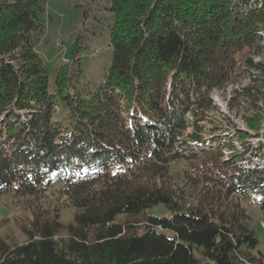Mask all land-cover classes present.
<instances>
[{"label": "trees", "instance_id": "obj_1", "mask_svg": "<svg viewBox=\"0 0 264 264\" xmlns=\"http://www.w3.org/2000/svg\"><path fill=\"white\" fill-rule=\"evenodd\" d=\"M47 2L0 0V200L30 212L0 264H264V0H108L110 66L80 91L32 45ZM252 70L221 137L211 96Z\"/></svg>", "mask_w": 264, "mask_h": 264}, {"label": "rangeland", "instance_id": "obj_2", "mask_svg": "<svg viewBox=\"0 0 264 264\" xmlns=\"http://www.w3.org/2000/svg\"><path fill=\"white\" fill-rule=\"evenodd\" d=\"M107 7L108 0H48L41 14L42 27L31 32V42L43 59L51 86L57 69L67 62H70L72 71L77 75V86L73 91L92 89L102 81L110 66L109 33L114 21V16ZM253 59L254 62L264 61V58L256 56ZM258 76V72L254 70L243 72L234 82L213 92L211 99L218 108V116L223 115L226 119L223 124L226 132L221 137H225L223 135L227 133L232 136L236 129H246L245 118L251 113L253 104L249 98L244 99V89L251 86L250 93L259 95L255 89L258 87V82H255ZM63 116L64 113H60L59 117ZM259 140L254 137L251 143ZM249 154L246 157H251ZM262 154L264 155V151ZM251 161H254L253 158ZM254 162L264 168V160ZM147 213L162 218L171 216L162 204L148 209ZM29 215L26 201L4 196L0 200V235H8L19 243L24 242L20 224ZM73 215L74 208L65 209L61 220L69 222ZM254 219L253 226L257 236L264 242L263 221L259 217ZM262 247L264 249V245Z\"/></svg>", "mask_w": 264, "mask_h": 264}]
</instances>
